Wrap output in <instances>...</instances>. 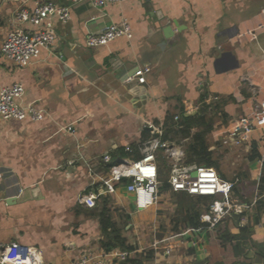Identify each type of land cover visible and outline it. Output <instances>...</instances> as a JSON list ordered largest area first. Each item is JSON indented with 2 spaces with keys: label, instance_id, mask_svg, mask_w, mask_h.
<instances>
[{
  "label": "crops",
  "instance_id": "obj_1",
  "mask_svg": "<svg viewBox=\"0 0 264 264\" xmlns=\"http://www.w3.org/2000/svg\"><path fill=\"white\" fill-rule=\"evenodd\" d=\"M47 1L71 9L68 22L50 21L54 44L26 67L9 60L0 64L1 83H23L25 104L46 112L37 122L0 121V247L11 242L36 246L50 264H71L83 254L104 264H264V200L257 204L264 193L259 196L256 185L235 191L247 222L251 218L249 233H240L245 225L240 219L232 235L223 233L225 223L189 231L176 220L174 230L150 237V242L142 235L128 239L135 250L125 258L117 255L125 251L119 247L104 250L101 211L112 209L119 223L116 212H124L140 229L157 218L164 193L158 204L143 211L124 184L101 196L93 209L80 202L87 187L95 182L91 189H97L107 177L104 154L128 145L137 148L151 137L150 123L165 125L168 115L189 107V114L201 111L203 95L207 103L213 97L225 101L222 130L256 107L264 95V0H122L103 7L94 0H0V46L16 25L19 9ZM125 19L132 39L86 46L89 32ZM19 25L36 29L30 23ZM167 25L173 27L170 38L164 33ZM141 68H150L143 84L133 76ZM170 141L183 148L189 138ZM244 143H257L263 155L264 127ZM249 171L258 183L264 160L251 161ZM144 211L152 213L145 221L137 217Z\"/></svg>",
  "mask_w": 264,
  "mask_h": 264
},
{
  "label": "built area",
  "instance_id": "obj_2",
  "mask_svg": "<svg viewBox=\"0 0 264 264\" xmlns=\"http://www.w3.org/2000/svg\"><path fill=\"white\" fill-rule=\"evenodd\" d=\"M78 2L83 0H71ZM122 0H94V5L103 7L107 3L121 2ZM71 18L69 7L58 5L52 1L38 2L33 9L21 8L15 14L14 26L7 33L0 46V64L9 60L17 67H26L40 57L42 49L54 44L56 35L50 21L55 19L66 23ZM30 23L36 29H26L19 24ZM260 28L262 26H259ZM252 34V31L249 30ZM120 37L133 38L131 24L128 20L120 23H111L98 33L89 32L85 43L87 47L94 48L108 45ZM150 68L138 69L134 78L139 83H145V74ZM130 77L129 80H132ZM26 88L21 82L3 85L0 81V121H42L46 117L44 109L31 103L25 104ZM217 101L218 97H213ZM210 101V100H209ZM201 106V105H200ZM198 110L199 107H195ZM189 107L186 113L191 112ZM197 112V111H196ZM179 120V115L174 117ZM152 131L150 138L142 142L137 148L130 145L126 147L129 155L113 161L110 153L104 154L102 163L107 168V177L100 179L101 186L91 189L95 182L87 187L80 196V202L87 208H95L97 202L104 194L116 192V186L124 184L127 190L135 195L138 210L148 209L159 203L161 198V186L158 154L165 152L171 161L170 172L167 182L173 193L186 192L191 196L211 197L212 203L201 215V221L215 228L222 221L233 215H239L241 225L247 223L245 205L238 202L235 191L237 183L226 179L219 174L215 167L205 166L198 163L185 162L186 155L181 145H174L170 140H164L165 125L150 123ZM264 127V95L249 113L239 116L233 124L223 143L225 145H241L248 141L254 130ZM71 131V129H68ZM136 150L139 157H135ZM90 172L95 174L92 165ZM2 174L0 172V178ZM256 202V201H255ZM254 202V203H255ZM193 229H189L192 231ZM158 243L155 248H158ZM170 253V250H168ZM128 251H118L117 255L125 258ZM0 264H50L44 258L42 251L33 245L11 242L0 247ZM71 264H104L103 259L94 257L92 254H83Z\"/></svg>",
  "mask_w": 264,
  "mask_h": 264
},
{
  "label": "trees",
  "instance_id": "obj_3",
  "mask_svg": "<svg viewBox=\"0 0 264 264\" xmlns=\"http://www.w3.org/2000/svg\"><path fill=\"white\" fill-rule=\"evenodd\" d=\"M207 96L203 95L201 97L202 107L201 111L195 114H189L183 110L179 113V120L176 121L173 116L168 115L165 121V133L163 135L164 140H172L171 134L175 136H181L182 138H189V141L186 144V159L187 163H198L205 166L218 167V163L213 158V152L210 151L209 145L207 143L206 135L208 132L212 130V122L207 117V113L205 111L210 110L212 107L215 109H221L225 101L220 100L219 97L217 101L208 102L206 101ZM232 99V98H231ZM233 100V99H232ZM225 116V115H224ZM129 155L125 148H120L118 151L114 152L112 157L113 161H116L119 157H124ZM135 157H139V153L136 150ZM257 159L264 160V154L259 150L257 143H253L252 153L250 156L251 161H255ZM164 164V165H163ZM165 163L162 159V164L159 163L160 168V178L163 181L161 186V191H170V185L167 182L169 177V172L165 173ZM224 177V175L221 174ZM237 189V188H236ZM238 191H236L237 193ZM264 193V175L261 177L258 182V194L259 196ZM241 200L245 203L249 202V197L245 194H242ZM202 202H206L205 210L212 203L213 199L211 197L199 196L197 197ZM107 200V199H106ZM105 200V201H106ZM264 199L259 198L257 204L259 205ZM185 215V220L187 226L193 229V231L199 229L209 228L208 223H204L201 221L202 210L195 209L193 206L183 207ZM241 216L233 215L232 217H228L226 220L222 221L220 224L225 223L226 228L223 233L225 234H233V228L238 226L237 219L239 220ZM130 218V216L128 217ZM250 219L248 222L240 227L241 234H247L251 230ZM100 224L101 230L104 235V239L102 240V246L106 252H110L115 248H120L125 251L135 250V245H132L128 242V238L122 232V226L118 221L113 219L112 209L104 207L100 213ZM219 224V225H220ZM218 225V226H219ZM153 251L148 253V257L151 258ZM131 262L130 259L126 261ZM133 264V263H132Z\"/></svg>",
  "mask_w": 264,
  "mask_h": 264
},
{
  "label": "rangeland",
  "instance_id": "obj_4",
  "mask_svg": "<svg viewBox=\"0 0 264 264\" xmlns=\"http://www.w3.org/2000/svg\"><path fill=\"white\" fill-rule=\"evenodd\" d=\"M260 1V0H257ZM220 109L212 108V112L207 113V117L212 122V130L207 133L206 139L209 145L210 151L213 152V158L217 161L218 167L215 166L219 174H222L230 179L240 178V182L237 185L238 188L254 189V186H258L255 180H252L250 176V156L253 146L248 143H243L239 146L235 145L228 147L223 146L222 139L225 138L228 133V128L219 129L222 123L226 124L227 117L224 116ZM171 139L176 143H180L184 138L181 136H175L171 134ZM186 143H184V150L186 152ZM159 163H165V173L169 172L171 161L165 155V152L158 154ZM164 165V164H163ZM250 186V187H249ZM163 199L159 203L158 215L152 222L149 221L145 226L136 229L132 225L131 219L128 218V214L124 212H116V218L120 219V225L122 226L123 234L129 239L133 240L139 235L145 236L147 241L150 242V237L163 235L166 232L174 230V223L176 220L181 224V229L187 226L183 207L193 206L195 209L202 210L204 212L206 202H202L197 197L191 196L186 192H177L170 194V191H162ZM143 211V210H142ZM138 219L141 218L144 221L148 220L152 213L151 211H144L137 213ZM132 225V226H131ZM223 229V227H222Z\"/></svg>",
  "mask_w": 264,
  "mask_h": 264
},
{
  "label": "water",
  "instance_id": "obj_5",
  "mask_svg": "<svg viewBox=\"0 0 264 264\" xmlns=\"http://www.w3.org/2000/svg\"><path fill=\"white\" fill-rule=\"evenodd\" d=\"M176 23V22H175ZM178 23V22H177ZM164 33H165V36L167 37V38H170V37H172L173 35H174V33H173V27L171 26V25H167L166 27H165V29H164ZM193 114H195L194 112H193ZM187 115H189V113H187Z\"/></svg>",
  "mask_w": 264,
  "mask_h": 264
}]
</instances>
